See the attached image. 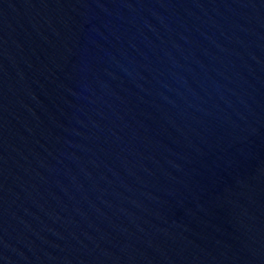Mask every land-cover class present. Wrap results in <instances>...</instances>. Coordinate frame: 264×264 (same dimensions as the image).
<instances>
[{
	"label": "water",
	"instance_id": "1",
	"mask_svg": "<svg viewBox=\"0 0 264 264\" xmlns=\"http://www.w3.org/2000/svg\"><path fill=\"white\" fill-rule=\"evenodd\" d=\"M0 264H264V0H0Z\"/></svg>",
	"mask_w": 264,
	"mask_h": 264
}]
</instances>
